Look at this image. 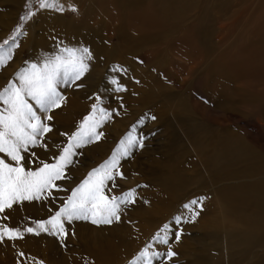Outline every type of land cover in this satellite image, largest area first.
Returning a JSON list of instances; mask_svg holds the SVG:
<instances>
[{"label": "rangeland", "instance_id": "obj_1", "mask_svg": "<svg viewBox=\"0 0 264 264\" xmlns=\"http://www.w3.org/2000/svg\"><path fill=\"white\" fill-rule=\"evenodd\" d=\"M68 1L59 0V3L64 6L63 12L51 9L39 10L38 4H33L32 10L36 12V15L25 24L23 32L26 34L17 37L18 47H11V53L14 52L16 56L21 53L20 56L23 58L19 69L35 62V59L31 57L37 52L39 39L36 40V38L40 37V29H42L38 27V18L43 12L62 16L78 24L83 23L85 16L80 7L75 6L76 12L68 11ZM85 1L94 10V14H97L98 9H100L98 12L110 9L113 13L118 4L113 0ZM1 2H6L7 7L2 10L12 11V5L8 0H0V5L3 6L4 3L1 4ZM26 3L27 0H20L18 12H11V16L15 18L11 17L10 24L3 23L4 21L0 23V31L5 30L6 33L0 35V44L11 37L20 23L19 16L27 10ZM257 7L256 2L252 10L256 11ZM239 13L240 11L237 12L238 15ZM251 14L250 10L247 16H241L242 19H247L248 24L246 25L248 26L251 21V18L250 21L248 18ZM229 17L231 18L227 16L222 19L223 21L219 20L214 25L215 28L213 27L214 36L211 38V43L214 49L212 54H209V59H204V57L202 59L200 57L202 51L198 50L201 48L199 42L204 43L205 40H180L182 36L177 34L173 38L176 40L166 42L158 40L159 43H156L154 48L149 47L148 41L143 42L142 47H139L140 51L138 50L132 56L126 54L131 49H127L125 53H112L111 63H107V66L102 65L99 68L101 60L98 62L90 60L88 71L81 80L60 85L58 90L66 99L61 107L49 113L53 117L49 121L53 131L46 136L48 145L56 140L65 139L66 142L67 138L61 136L60 133L70 134L75 131L83 118L91 113L92 105L97 102V96L100 97V106L111 113V116L98 129L104 135L98 141L77 149L78 154L73 157L74 163L67 169L69 178L57 183L64 188L74 187L92 168L98 167L108 159L119 142L135 126L137 137L143 138V147L133 148L128 157L121 159L119 170L124 178L116 177L115 183L118 187L106 194L120 195L124 191L135 188L136 202L122 205L120 220L109 225H95L91 221L83 220H76L71 224L65 222L68 235L63 242L57 236L42 232L39 235L29 234L24 241L17 239L0 243V264H40V262L43 264H133L139 253L149 244L152 245L150 251L166 252L170 245L177 253L171 260L165 257H161L160 260L154 259L153 264H161V260L164 264H194L190 258L188 259L186 254L188 250L207 254L211 260L209 264H214V261L223 259L219 252L228 249L225 237L233 234L235 241L244 240L246 234L243 226L238 222L237 206L228 216L224 203L216 199L220 187L236 182L233 180L217 182L213 179V175L227 158H233L227 152L228 147H226L228 130L236 132L240 127H244L245 130L247 128V123L240 121V125L237 120L240 116L248 114L250 108L245 102L244 104L237 103L235 97L239 88L246 90L245 87H249V80H234L218 90L211 87L212 83L209 86H204L205 83H203L206 79L212 81L213 76L210 71L215 64L217 66L219 62H225L227 58L230 60L235 56L234 46L238 42V44L241 43L239 31L246 32L252 29L243 28L245 24L243 22L240 24L236 20L229 21ZM96 22L94 20V24ZM121 24L130 25L129 21L114 22L112 25L117 28ZM251 27H254V24H251ZM116 32L109 34V37L114 40L106 41L111 48L126 45L125 40H122L120 34ZM133 32L127 29L124 35L128 38L129 33L133 35ZM131 45L134 43L130 42L128 47ZM10 46H12L11 40L9 45L5 46L4 51L7 52ZM185 46L194 49H192L194 53L192 57L182 56L175 52L177 49H184ZM59 51L60 47L48 45L42 55L52 56L58 54ZM37 53H39V58L40 49ZM119 53L122 57L118 55ZM11 56L12 58L7 61L5 67L11 64L13 53ZM117 67L122 71H114ZM19 69L12 73L8 82H14L15 73ZM98 74L100 78L92 83L91 80L95 79ZM113 78H116L126 91H115V86L111 83ZM159 79L165 83L164 86ZM96 84H98L97 87H95ZM157 86L162 88L159 90L160 95L151 92ZM76 92L88 94V97L79 96ZM151 93L154 94L153 99L150 97ZM74 98L77 101L76 108L82 111L79 118L74 117L72 112L75 108L68 104ZM83 104L85 106L82 108ZM84 108L87 110L83 112ZM71 109L72 111L69 112ZM153 116L156 119H151ZM194 119L213 132L210 135L203 131L190 133L186 122ZM216 120H219L220 124L215 122L212 126V122ZM252 121L251 119L250 122ZM245 134L254 136L255 132L250 128L245 131ZM182 178L185 181V187L180 189ZM167 182L173 186L166 187ZM111 183L109 182V186ZM67 194L70 193L53 190V198L42 201L45 209L40 207L41 201H38V207L43 210V215L46 216L47 213L50 216L57 211L62 202L61 198ZM200 198H203L202 204L193 206L194 210L199 211L200 214L192 222V213L183 205L193 199L200 200ZM49 209H52V212H49ZM175 216L182 217L179 225L175 223ZM165 223L170 225L169 245L158 244L152 239ZM178 230L182 234L179 241H176L174 233ZM183 244L188 245L187 249L182 246ZM20 252L25 254L24 257L19 255ZM226 261L225 264H230ZM200 264H206V262Z\"/></svg>", "mask_w": 264, "mask_h": 264}, {"label": "bare ground", "instance_id": "obj_2", "mask_svg": "<svg viewBox=\"0 0 264 264\" xmlns=\"http://www.w3.org/2000/svg\"><path fill=\"white\" fill-rule=\"evenodd\" d=\"M8 2L12 5V11L6 12V10H2L7 7L6 2H1V4L4 3V7L0 5V23L4 21L3 23L10 24L12 22L11 17H13V15L11 16V12H18L19 10L20 0H8ZM113 2L118 3L115 6L114 14L110 9L98 12L100 10L98 8V10L94 8L97 12V14H94V10L90 8L85 0H69L67 2L68 11H71L69 5H78L82 10L85 16L82 24L66 20L62 16L43 12L38 18V27L42 28L40 29L41 35L39 38H36V40L39 39L36 51L38 52L40 49V56L38 58L39 53L36 52L37 55L34 54L31 59H35L34 63L41 62L47 56V54L42 55V53H44L43 51L48 45H56L60 49L65 47H86L91 53V60L93 62L101 60L100 68L102 65L111 63L112 53H125L127 49H131L126 54L132 56L138 52L143 42L146 43L148 41L149 47L154 48L155 44L159 43L157 42L158 40H163V42L176 40L173 38L177 34L182 36L180 40H205L204 43L199 42L201 48L198 47V50L201 49L200 51H202L200 53L202 59L203 57L204 59H209V54H212L214 49L211 38L214 36L213 27L215 28L216 22L227 16H231V18L229 17V21L236 20L240 24L243 22L245 23L243 24V28H252L246 32L239 31L241 43L238 44V42L234 46L235 56L230 60L227 58L225 62H219L217 66L215 64L211 71L209 69L213 76L211 78L213 79L212 81L206 79L203 83H205L204 86H209L212 83L211 87L218 90L222 89L227 83L231 84L234 80L248 79L249 87H245L246 90L239 88L235 99L237 103H247L250 111L248 114L240 116L239 118H243L240 120L238 118L237 123L241 125L240 121H243L247 123L246 130L251 128L255 132L254 136H247L244 127H240L241 129L239 128L236 132L228 130L227 146H225L228 147L227 152L233 158H227L213 175V179L217 182L228 180L236 182L220 187L216 199L224 203L228 216H230L232 209L237 206L238 222L243 226L246 234L243 241H235L233 234L225 237L224 240L227 243L228 249L219 252V255L223 259L221 258V261H214V264H225L226 260L230 264H264V0H113ZM256 2L258 7L255 8L257 9L256 11H253L252 6ZM250 10L252 14L248 18L249 21L251 18L249 27L246 25L248 24L247 19H242L241 16H247ZM238 11H240L239 15L237 14ZM94 20L97 21L95 24ZM119 21L121 23L129 21L130 25L121 24L115 28L112 24ZM251 24H254V27H251ZM110 28L111 32L117 31L120 34L121 39L125 40V46L111 48L110 45H107L108 40H114L109 37L111 33ZM127 29L134 31L133 35L129 33L128 36L130 37L128 38L124 35ZM2 33H5V30L0 31V35ZM130 42H133L134 45L128 47ZM191 45L193 46V44ZM188 48L185 46L184 49H177L175 52L182 56L192 57L194 54L192 52L193 48ZM195 48L197 47L195 46ZM12 53L14 56L9 67H5V65L0 66V89L8 82L12 73L19 69L23 60L22 56H20L21 53L18 56L14 52ZM118 55L122 57L121 53ZM99 73L101 74V71ZM100 74L91 80L92 83L100 78ZM14 82L16 81L14 80ZM162 83L164 86L165 83ZM97 86L98 84L95 85V87ZM160 89L162 88L157 86L151 92L159 93ZM78 94L79 96L88 97V94L85 93L79 92ZM161 94L163 95V93ZM150 97L153 99L154 94L151 93ZM66 102L68 103V101ZM76 102L74 98L68 103L71 107L75 108L72 112L75 118L82 113L81 110L76 108ZM82 103L86 104L90 102L86 101V103ZM84 104L82 108L85 106ZM2 107L3 105L0 104V108ZM85 110L87 109L84 108L83 112ZM71 111L72 109L69 112ZM251 119L253 120L252 122H250ZM215 122H219V120L212 122V126ZM187 123L188 131L192 134L203 131L205 134L210 135L213 132L209 128H206L205 125L197 122L196 119L190 120ZM68 124L70 125V123ZM64 143L65 139L52 141L49 144V152L45 153L43 149H37V153L42 158H47L51 153L58 151L55 145H63ZM197 143L200 144L199 140H197ZM184 183L185 181L182 178L180 189L185 187ZM165 186L169 188V186L172 187L173 185L167 182ZM40 203V207L44 208L43 202L41 201ZM2 215H7L8 219L6 221L0 219V223H6L9 227H20L21 231L25 227H34V222L37 220L49 218L47 213L46 216L43 215V210L38 207V201H26L21 205H14L13 209L6 210L4 214H0V216ZM29 234L24 233L23 239L18 240L24 241ZM182 246H185L184 248L187 249L186 246L188 245L183 244ZM186 254L188 259L190 258L194 264L202 262L209 264L211 261L207 254L204 255L201 251L191 252V250H188ZM23 262L28 263L27 261Z\"/></svg>", "mask_w": 264, "mask_h": 264}, {"label": "snow or ice", "instance_id": "obj_3", "mask_svg": "<svg viewBox=\"0 0 264 264\" xmlns=\"http://www.w3.org/2000/svg\"><path fill=\"white\" fill-rule=\"evenodd\" d=\"M33 4H38L39 10H65L59 0H27V10L19 16L20 23L11 37L0 44V66H4L12 58L11 47L7 52L4 51L9 41H12V47H18L17 37L26 34L23 32L25 24L36 15L32 10ZM69 8L73 12L77 11L73 5H69ZM91 58L86 47L62 48L58 54L46 56L39 63L20 68L15 73L16 82L9 81L0 90V104L3 105L0 108V214L26 201L49 200L53 198V190L70 193L61 198L57 211L48 219L35 221L34 227H25L21 231L20 227L0 223V243L23 239L24 233L39 235L42 232L57 236L63 242L68 235L65 222L71 224L73 221L83 220L95 225H109L120 220L122 205L136 202L135 188L120 195L106 194L118 187L116 177L124 178L119 170L121 159L128 157L133 148L143 147V138L137 137L135 126L119 142L111 156L98 167L92 168L74 187L64 188L57 183L69 178L67 169L73 165L77 149L98 141L104 135L98 129L110 118L111 113L100 106V97H96L97 102L92 105L91 113L83 118L75 131L70 134L60 133L67 139L63 145H55L57 152L42 158L36 151L43 149L45 153L49 152L46 136L53 131L49 123L53 117L49 113L61 107L66 99L58 90L60 85L81 80L88 71V61ZM114 71L120 72L122 69L117 67ZM111 83L115 86V91H126L116 78ZM109 182H112L111 186ZM202 202L203 198L193 199L183 205L192 213V222L200 214L193 206ZM0 219L6 221L8 216L2 215ZM174 220L179 225L182 217L175 216ZM169 233L170 225L165 223L152 239L158 244L169 245ZM181 234L180 230L174 233L176 241H179ZM150 248L152 245H147L133 264H153L154 259L165 257L171 260L177 255L170 245L166 252L150 251ZM19 255L24 257L25 254L20 252ZM161 264H164L163 260Z\"/></svg>", "mask_w": 264, "mask_h": 264}]
</instances>
